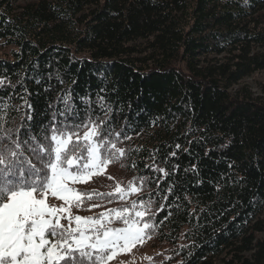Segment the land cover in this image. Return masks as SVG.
<instances>
[{
  "label": "trees",
  "instance_id": "trees-1",
  "mask_svg": "<svg viewBox=\"0 0 264 264\" xmlns=\"http://www.w3.org/2000/svg\"><path fill=\"white\" fill-rule=\"evenodd\" d=\"M0 48L15 126L88 100L131 137L79 191L145 178L149 264H264V0H0Z\"/></svg>",
  "mask_w": 264,
  "mask_h": 264
},
{
  "label": "snow or ice",
  "instance_id": "snow-or-ice-1",
  "mask_svg": "<svg viewBox=\"0 0 264 264\" xmlns=\"http://www.w3.org/2000/svg\"><path fill=\"white\" fill-rule=\"evenodd\" d=\"M82 103L83 111L65 102L47 124L28 116L24 125L15 126L8 119L13 106L0 97V264H110L151 238L156 227L151 198L105 208L142 191L144 177L138 178L139 186L135 181L127 187L117 184L114 193L77 189L124 158L128 150L118 144L121 137L131 138L115 130L103 103L102 115L88 100ZM52 198L63 203L54 204ZM84 207L104 210L94 216L74 214Z\"/></svg>",
  "mask_w": 264,
  "mask_h": 264
},
{
  "label": "rangeland",
  "instance_id": "rangeland-1",
  "mask_svg": "<svg viewBox=\"0 0 264 264\" xmlns=\"http://www.w3.org/2000/svg\"><path fill=\"white\" fill-rule=\"evenodd\" d=\"M3 53V49L0 48V55ZM245 84H248L251 88L252 92L255 94L258 93L259 84L264 83V71L258 74L253 75L250 79L246 80L244 82ZM99 177V176H98ZM98 177H93L92 180H90L87 184H78L76 187L77 189L85 188L88 185H91L92 182ZM115 192V189H114ZM128 200V202H127ZM124 200V203H130V199ZM52 202L54 204H61L63 202L57 201L54 198H52ZM126 203V204H127ZM124 204V205H126ZM118 208V207H113ZM111 209V208H109ZM87 210V211H85ZM104 209L101 208H92L88 209L87 207H84L82 209H75L74 214L81 215V216H94L103 211ZM153 255V251L149 249V247L146 245L145 241L143 244L136 245L131 252L129 253H121L116 258H114L113 261L110 262V264H149L151 262Z\"/></svg>",
  "mask_w": 264,
  "mask_h": 264
}]
</instances>
